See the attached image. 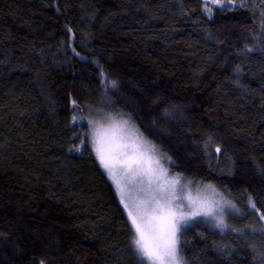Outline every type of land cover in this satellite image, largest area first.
<instances>
[{
	"label": "trees",
	"instance_id": "obj_1",
	"mask_svg": "<svg viewBox=\"0 0 264 264\" xmlns=\"http://www.w3.org/2000/svg\"><path fill=\"white\" fill-rule=\"evenodd\" d=\"M114 112L239 209L186 264H264V0H0V264H147L91 145Z\"/></svg>",
	"mask_w": 264,
	"mask_h": 264
},
{
	"label": "snow or ice",
	"instance_id": "obj_2",
	"mask_svg": "<svg viewBox=\"0 0 264 264\" xmlns=\"http://www.w3.org/2000/svg\"><path fill=\"white\" fill-rule=\"evenodd\" d=\"M213 2L227 11L234 0ZM101 83L105 88L115 89L118 86L116 81H108L103 72ZM130 121L131 118L125 119L123 113L103 114L99 120L92 121V148L100 166L114 182L123 208L127 210L134 231L133 245L141 261L147 264H186L181 254V228H187L189 222L197 217H205L207 219L203 222L214 221V227L224 230L229 228L223 216L224 207H229L236 214H240L239 209L222 194L223 203L216 200L217 192L212 185L205 186L212 191L211 197L202 196L199 189L193 195L192 181L181 186L179 176L167 178L168 169L162 160L171 164V157L160 153L157 146L147 141ZM215 151L220 152V148ZM125 178L128 184L135 183L142 193L141 197L132 199L128 196V184L122 183ZM249 205L254 212H259L251 198ZM260 219L264 221V214L260 215ZM258 254L264 255V252Z\"/></svg>",
	"mask_w": 264,
	"mask_h": 264
},
{
	"label": "rangeland",
	"instance_id": "obj_3",
	"mask_svg": "<svg viewBox=\"0 0 264 264\" xmlns=\"http://www.w3.org/2000/svg\"><path fill=\"white\" fill-rule=\"evenodd\" d=\"M120 113H122V112H114V113H108V114H112V115H119ZM124 114V113H123ZM101 116L102 115H94L92 118L93 119H90L89 121H90V140L92 139V136H91V133H92V128H93V125H92V121H94V120H99L100 118H101ZM131 118V123L136 127V128H138L137 127V125H136V123L134 122V120L132 119V117L130 116V115H127V114H125V119H128V118ZM143 137H144V135H143ZM145 138V137H144ZM147 141H149L147 138H145ZM150 142V141H149ZM93 149V148H92ZM94 151V150H93ZM95 153V152H94ZM162 163H164V166H165V168H167L168 169V177L167 178H172V177H174V176H178V175H176V174H173V173H171L170 172V170H169V167H168V163H166V162H164L163 160H162ZM105 171V170H104ZM106 173V172H105ZM107 175V174H106ZM108 177V176H107ZM180 177V176H179ZM109 178V177H108ZM181 178V186L184 184V183H186L187 181H189V180H184L182 177H180ZM110 180V182L112 183V185H113V187H114V190H115V192H116V194H117V196H118V193H117V190H116V187H115V185H114V182L111 180V179H109ZM122 183H126V184H128V182H127V179L125 178L124 180H122ZM206 185H212V184H203V183H196V182H192V184H191V188H192V192H193V195H196V193H197V189H199V192H200V194L202 195V196H209V197H211L212 196V191L210 190V189H206L205 188V186ZM213 186V185H212ZM179 187V186H178ZM214 188H215V190H216V192H217V195L214 197L216 200H221V192L214 186ZM127 194H128V196H130L132 199H137V198H139V197H141L142 196V193L138 190V187L135 185V183H131V184H128V187H127ZM222 196L226 199V200H228L227 199V197H225L223 194H222ZM118 199H119V196H118ZM119 202H120V200H119ZM121 203V202H120ZM221 203H223V200H221ZM122 205V204H121ZM123 207V206H122ZM125 210V212L127 213V210L126 209H124ZM185 210L187 211V208H185ZM236 213L234 212V210H232V209H230L229 207H227V206H225L224 207V211H223V216H224V218H225V221H226V223H231L230 222V219H231V217H233V218H235L236 217ZM205 219H207V218H205V217H197L195 220H205ZM193 221H190L189 222V225L192 223ZM212 226H214V221H212V222H209ZM185 228L184 227H182L181 228V231L182 230H184ZM181 233V232H180ZM180 233H179V236H180Z\"/></svg>",
	"mask_w": 264,
	"mask_h": 264
}]
</instances>
